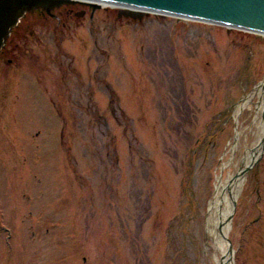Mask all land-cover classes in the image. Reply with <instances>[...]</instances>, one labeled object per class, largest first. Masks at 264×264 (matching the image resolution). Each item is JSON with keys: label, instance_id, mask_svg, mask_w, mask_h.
<instances>
[{"label": "rangeland", "instance_id": "1", "mask_svg": "<svg viewBox=\"0 0 264 264\" xmlns=\"http://www.w3.org/2000/svg\"><path fill=\"white\" fill-rule=\"evenodd\" d=\"M120 9L30 13L0 56V264H216L209 204L258 138L264 35ZM258 153L232 264H264Z\"/></svg>", "mask_w": 264, "mask_h": 264}, {"label": "water", "instance_id": "2", "mask_svg": "<svg viewBox=\"0 0 264 264\" xmlns=\"http://www.w3.org/2000/svg\"><path fill=\"white\" fill-rule=\"evenodd\" d=\"M118 5L128 8L120 11V15L132 16L139 18L144 15V9L153 10L161 15L172 14L180 18H191L202 21H210L225 24L228 27H237L255 31L264 34V0H108ZM81 2L90 4L94 8L102 5L92 0H0V54L3 53L12 35L19 26V22L28 14L35 13L54 17L53 12L58 7L70 3ZM262 80L257 86L256 91L260 88ZM262 149L264 148V136L261 139ZM258 156L254 162L241 171L235 173L234 178L243 176L254 163L257 162ZM237 174V175H236ZM233 178V179H234ZM232 180V179H231ZM230 180V181H231ZM225 181V180H224ZM229 182V181H228ZM227 182V183H228ZM237 199L233 201L232 212L228 217L221 221L220 229H224L226 223L231 221L236 209ZM228 240V239H227ZM230 252H234L229 244ZM233 257H231L232 260ZM226 262V261H225ZM223 262L222 264H224Z\"/></svg>", "mask_w": 264, "mask_h": 264}, {"label": "bare ground", "instance_id": "3", "mask_svg": "<svg viewBox=\"0 0 264 264\" xmlns=\"http://www.w3.org/2000/svg\"><path fill=\"white\" fill-rule=\"evenodd\" d=\"M102 6H116L112 4H107L106 2L100 1ZM117 7H121L118 6ZM260 88L257 93L261 96V102L255 103V116L253 119L254 127L257 126L258 138L252 143L251 146L247 147L240 162L237 164L236 173L239 174L243 169L245 170L247 166L254 162L255 158L258 156L260 148H262V137L264 136V82L261 83ZM256 93V94H257ZM254 95L249 94L245 100H243L236 108L235 116L242 113L245 109L252 108V100ZM243 133V132H242ZM241 131L237 132L235 143L232 147V151L238 148L241 140ZM247 171L243 176H238L234 178V174L230 173V176L225 181L222 180V175H218L217 185L214 191L213 198L209 204V213L207 220V234L211 238V247L214 249V260L216 264H232L231 257H233L232 252L228 245V236L232 226L231 221L226 223L224 229H220V223L222 220L226 219L228 215L232 212L233 201L237 199L239 195V190L242 187ZM236 174V175H237ZM234 178V179H233ZM232 179V180H231ZM231 180V181H230ZM229 181V182H228ZM228 182V183H227Z\"/></svg>", "mask_w": 264, "mask_h": 264}, {"label": "flooded vegetation", "instance_id": "4", "mask_svg": "<svg viewBox=\"0 0 264 264\" xmlns=\"http://www.w3.org/2000/svg\"><path fill=\"white\" fill-rule=\"evenodd\" d=\"M2 55H3V53L0 54V56H2ZM8 56H9V55H8Z\"/></svg>", "mask_w": 264, "mask_h": 264}]
</instances>
